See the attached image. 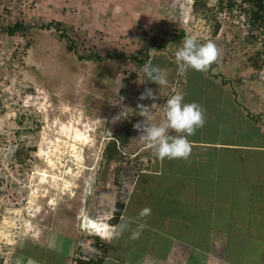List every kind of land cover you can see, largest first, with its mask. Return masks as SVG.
<instances>
[{
	"label": "rangeland",
	"instance_id": "rangeland-1",
	"mask_svg": "<svg viewBox=\"0 0 264 264\" xmlns=\"http://www.w3.org/2000/svg\"><path fill=\"white\" fill-rule=\"evenodd\" d=\"M238 10L247 14L249 7L234 0H0V264L17 260L30 248L28 242H46L65 254L67 245H52L56 233L66 235L62 241L74 240L75 247L92 233L83 225L79 229L84 217L100 224L116 200L132 209L142 204L147 192L135 199L134 181L139 172L151 173L162 164L137 138L139 131L131 127L120 159L106 162L103 155L105 143L125 122L144 119L139 105L157 104L150 120L159 124L168 96L183 93L184 102L206 109V124L194 136L226 141L231 128L218 114V94L208 90L224 81L250 109L249 117L264 124V27L249 21L241 28L234 21ZM49 21L60 25L43 27ZM14 22L25 29L5 33ZM188 35L215 42L222 51L219 64L206 73L189 70L179 76L174 52ZM153 40L165 44L153 49ZM81 51L98 52L106 69L76 58ZM148 65L167 74L161 95L154 84L155 100L140 99ZM125 100L137 105L123 120L128 102L116 110ZM16 148L28 154L21 161L15 159ZM99 236L107 248V239ZM31 251L44 254L39 246Z\"/></svg>",
	"mask_w": 264,
	"mask_h": 264
},
{
	"label": "crops",
	"instance_id": "crops-1",
	"mask_svg": "<svg viewBox=\"0 0 264 264\" xmlns=\"http://www.w3.org/2000/svg\"><path fill=\"white\" fill-rule=\"evenodd\" d=\"M221 83L208 90L218 94V114L231 128L224 138L230 139L189 137L191 163L165 159L159 169L141 173L146 183L137 180L133 191L135 199L147 192L144 201L136 209L123 204L112 228L119 231L128 223L135 229L141 222L147 228L137 240L130 239L131 230L107 240L102 264H264V124L246 116L242 108L250 109L231 91L232 84ZM237 181L248 186H234ZM146 207L151 215L141 220L138 213ZM56 236L52 245H67L65 254L53 252L46 242H28L30 248L7 264H76L74 240ZM37 246L44 254L32 255Z\"/></svg>",
	"mask_w": 264,
	"mask_h": 264
},
{
	"label": "clouds",
	"instance_id": "clouds-1",
	"mask_svg": "<svg viewBox=\"0 0 264 264\" xmlns=\"http://www.w3.org/2000/svg\"><path fill=\"white\" fill-rule=\"evenodd\" d=\"M234 1H237L239 4H241L242 8L249 7L247 14L238 10L237 12L239 14L235 16L234 21L239 22L241 28H247L249 21L258 24L260 22V25L264 27L263 19L254 20L249 17L250 11L253 10L254 2L259 4V0ZM242 2H244L246 5H243ZM178 34L181 35V32ZM153 41H155L153 43L155 46H151L153 49H160L165 44L164 40H162L160 43H158L157 40ZM157 45L159 46L158 48ZM174 57L178 68V75L185 76L189 70H195L202 73L208 72L214 64H219V62L222 60V51L213 41L201 43L197 37L188 35L184 37L181 45L174 52ZM143 71L145 77L150 78L151 81L159 85L161 95V89L168 83L167 74L162 70L161 67L152 65L145 66ZM146 98L155 100L156 97L152 89H146L145 92L141 93L140 99L144 100ZM139 107V115L144 117V119L134 125V127L140 133L137 138H139L148 149L152 150L157 159H159L161 162H163L165 159H182L187 163H191L190 157L193 146L189 137L194 136L197 130L203 128L206 124V109L195 101L190 103L184 102V94L176 92L168 96L166 100L164 119L159 124H154L151 123L150 116L151 110L157 107V104L153 103L151 106L139 105ZM242 109L249 113L244 108ZM120 116H127V114L122 111ZM120 116L114 117L113 123H115V121L118 120ZM171 132H174L177 135H172L170 134ZM111 215L107 218H101V223L109 226L110 224L107 221ZM149 215H151V209L147 207L141 209L138 213V217L141 220L148 217ZM79 224V229H82L81 225L83 224L81 222H79ZM145 228H147V224L144 222L138 223L135 229H131V225L126 223L121 226L119 231L116 229H108L103 238L111 241L113 238L121 235L124 231L131 230L130 239L137 240L141 237ZM75 249L76 247H74V250ZM105 257L106 253H104L103 259Z\"/></svg>",
	"mask_w": 264,
	"mask_h": 264
},
{
	"label": "trees",
	"instance_id": "trees-1",
	"mask_svg": "<svg viewBox=\"0 0 264 264\" xmlns=\"http://www.w3.org/2000/svg\"><path fill=\"white\" fill-rule=\"evenodd\" d=\"M258 1V0H257ZM249 17H251L252 19H263V22H264V8H262L257 2H254L253 4V10L250 11L249 13ZM59 22H56V21H49L48 23L46 24H43V27L45 28H50V27H53V28H58L59 27ZM5 33H8L9 35H13L15 32H18V31H23L25 29V26H23V24L21 22H14L13 24L9 25V26H6L5 27ZM62 35L63 34V30H62ZM70 40L72 41L73 39L70 38ZM72 44L68 43V46L66 47L68 50L71 48L72 49ZM152 46H155L154 44H152ZM159 46L157 45V48ZM82 52L84 51H81L79 52L76 56V58H86V59H92L94 62H96V64L94 65V67L96 68H99L101 66L100 62L104 59L103 57L99 56L98 55V52H95V51H88V52H84V54H82ZM116 55H119L121 57H123V54L122 53H117ZM132 57V56H131ZM104 66V68L100 67L102 70L103 69H106L105 68V65H102ZM93 68V67H92ZM125 102H128V100L126 101H122L120 102V106L117 108V112H121L122 109L124 107H122V104L125 103ZM104 103V102H103ZM126 105V108L124 109L125 110V113L127 114H130L131 113V110H134L135 111V106L137 105V100H134V101H131L130 104L128 102V105L125 103ZM101 108V107H100ZM130 108V109H128ZM128 109V111H127ZM101 111H104L103 113L106 112V108L104 107V110H102V108L100 109ZM133 111V112H134ZM121 114V113H120ZM250 114L246 112V116H249ZM251 116V115H250ZM123 120H126L127 118H125V116H123ZM130 119H135V118H130ZM133 121L130 120V122L128 123H124L123 125V130L121 131H118L116 134L113 133V137L109 140H107V142L105 143V146L103 148V152H104V157L106 158V162H108L109 160H118L122 157L121 155V150L123 147L127 146L128 144V140H129V137L131 134L134 133V131L131 129L133 125L132 123ZM119 145V146H118ZM22 150L20 148H16L15 149V159L16 160H19L21 161L22 159H24L28 154L25 153H22L21 152ZM147 152V150H145ZM105 175H104V179L103 181H105ZM144 180V176L139 172L136 180L134 182H136L137 180ZM123 204L119 201L116 200V202L114 203L113 205V209H112V215L111 217L109 218V220L107 221L111 226L113 225H116L119 221V217L121 215V212L123 210ZM74 223V222H73ZM86 238L90 239L92 244L95 246V247H98L100 248V250L104 251V253H108L107 252V249H106V245H105V242L100 238L99 235L95 234V233H87L85 234ZM75 252V250H74ZM72 260L76 263V264H102V261H103V256H91L89 258H86V259H80L78 257H75L74 255L72 256Z\"/></svg>",
	"mask_w": 264,
	"mask_h": 264
},
{
	"label": "built area",
	"instance_id": "built-area-1",
	"mask_svg": "<svg viewBox=\"0 0 264 264\" xmlns=\"http://www.w3.org/2000/svg\"><path fill=\"white\" fill-rule=\"evenodd\" d=\"M242 1V0H239ZM243 5H246L244 2H242ZM259 5L264 8V0H259ZM75 257H78L80 259H86L91 256H103L104 252L100 250V248L95 247L91 240L86 239H80L77 240L75 243Z\"/></svg>",
	"mask_w": 264,
	"mask_h": 264
},
{
	"label": "bare ground",
	"instance_id": "bare-ground-1",
	"mask_svg": "<svg viewBox=\"0 0 264 264\" xmlns=\"http://www.w3.org/2000/svg\"><path fill=\"white\" fill-rule=\"evenodd\" d=\"M82 216L83 214H81L79 218L82 219ZM82 224L84 228L90 229L92 232L96 233L97 235H103L102 230L106 228V226L103 223L96 224L92 219H90V221L88 222L85 217Z\"/></svg>",
	"mask_w": 264,
	"mask_h": 264
},
{
	"label": "water",
	"instance_id": "water-1",
	"mask_svg": "<svg viewBox=\"0 0 264 264\" xmlns=\"http://www.w3.org/2000/svg\"><path fill=\"white\" fill-rule=\"evenodd\" d=\"M146 79H150V78L146 77ZM149 88L152 90L154 89V82L153 81H151V82L147 81V84L144 87H142V91L145 92V90L149 89ZM153 93H154V90H153Z\"/></svg>",
	"mask_w": 264,
	"mask_h": 264
},
{
	"label": "flooded vegetation",
	"instance_id": "flooded-vegetation-1",
	"mask_svg": "<svg viewBox=\"0 0 264 264\" xmlns=\"http://www.w3.org/2000/svg\"><path fill=\"white\" fill-rule=\"evenodd\" d=\"M143 80H144V78L140 80V82H141L142 84H143ZM149 82H151V80H150V79H149ZM146 84H147V82L143 84V87H144ZM154 84H155V82H154ZM141 90H142V86H141V87H140V89H139V94H141V93H142V91H141Z\"/></svg>",
	"mask_w": 264,
	"mask_h": 264
}]
</instances>
